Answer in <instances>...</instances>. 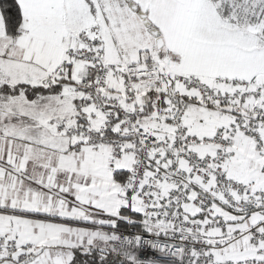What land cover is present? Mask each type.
<instances>
[{"label": "snow or ice", "instance_id": "6c2138e0", "mask_svg": "<svg viewBox=\"0 0 264 264\" xmlns=\"http://www.w3.org/2000/svg\"><path fill=\"white\" fill-rule=\"evenodd\" d=\"M0 264H264V0H0Z\"/></svg>", "mask_w": 264, "mask_h": 264}]
</instances>
